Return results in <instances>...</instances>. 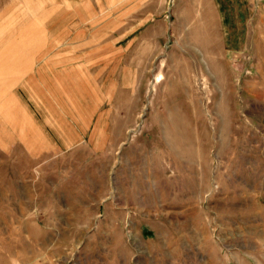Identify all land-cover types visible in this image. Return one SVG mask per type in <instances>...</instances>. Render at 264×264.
Instances as JSON below:
<instances>
[{
	"label": "rangeland",
	"instance_id": "374dc122",
	"mask_svg": "<svg viewBox=\"0 0 264 264\" xmlns=\"http://www.w3.org/2000/svg\"><path fill=\"white\" fill-rule=\"evenodd\" d=\"M215 257L264 264V0H0V264Z\"/></svg>",
	"mask_w": 264,
	"mask_h": 264
},
{
	"label": "crops",
	"instance_id": "0c3cea01",
	"mask_svg": "<svg viewBox=\"0 0 264 264\" xmlns=\"http://www.w3.org/2000/svg\"><path fill=\"white\" fill-rule=\"evenodd\" d=\"M212 262H216L217 264H221V258L220 257H215ZM214 263V264H216Z\"/></svg>",
	"mask_w": 264,
	"mask_h": 264
},
{
	"label": "bare ground",
	"instance_id": "6f19581e",
	"mask_svg": "<svg viewBox=\"0 0 264 264\" xmlns=\"http://www.w3.org/2000/svg\"><path fill=\"white\" fill-rule=\"evenodd\" d=\"M5 123H6V121H5ZM7 124V123H6ZM6 144V143H5Z\"/></svg>",
	"mask_w": 264,
	"mask_h": 264
}]
</instances>
